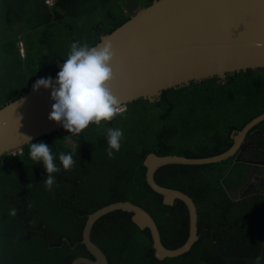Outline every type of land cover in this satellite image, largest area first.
<instances>
[{"label":"trees","instance_id":"1","mask_svg":"<svg viewBox=\"0 0 264 264\" xmlns=\"http://www.w3.org/2000/svg\"><path fill=\"white\" fill-rule=\"evenodd\" d=\"M45 1L0 0V108L36 80L54 75L72 43L92 47L152 0ZM123 108L112 121L79 134L62 129L31 141L50 145L57 164L59 153L74 154L75 166L55 173L50 191L42 183L43 165L29 156V143L0 156V264L90 259L80 243L86 216L122 201L151 217L165 248L181 246L188 230L185 205L161 203V195L145 182L142 161L149 153L205 158L226 151L230 134L264 112V68L190 82L163 90L153 102L137 99ZM107 128L123 130L121 148L112 158L105 151ZM254 130L264 137V120L248 133ZM249 171L248 164L231 157L200 166L165 165L154 172L157 185L186 194L195 206L197 240L177 257L157 260L149 231L138 229L131 214L120 210L93 223L90 241L107 264H264V195L237 201L228 195L238 192Z\"/></svg>","mask_w":264,"mask_h":264},{"label":"water","instance_id":"2","mask_svg":"<svg viewBox=\"0 0 264 264\" xmlns=\"http://www.w3.org/2000/svg\"><path fill=\"white\" fill-rule=\"evenodd\" d=\"M106 40L111 42L115 52L110 88L121 106L137 99L153 102L163 90L212 77L224 79L225 74L234 72L263 69L264 47L258 48L255 44L264 42V0H152L110 33L100 36L92 47ZM62 65L57 64L56 73L50 77L53 81ZM33 85L0 108V156L28 144L27 137L32 141L64 129L48 119L55 103L50 98L51 88L33 91ZM263 120L264 112L252 118L231 136L230 148L218 155L185 158L149 153L143 159L145 182L161 195V203L171 206L174 200H179L185 205L188 230L181 246L165 248L153 220L143 209L128 201L114 202L86 216L80 243L91 258L76 257L69 264H107L104 254L90 241L89 233L98 218L115 210L130 213V221L138 229L149 231L153 256L157 260L174 258L188 251L197 240L195 206L186 194L157 185L153 180L154 172L165 165L200 166L233 156L234 163L249 164L240 158L243 147L239 149V145L245 134ZM254 133L264 141L259 132ZM260 163L264 164L263 160ZM238 192V195L228 193L229 198L237 201L253 194L264 195V191L256 190Z\"/></svg>","mask_w":264,"mask_h":264},{"label":"clouds","instance_id":"3","mask_svg":"<svg viewBox=\"0 0 264 264\" xmlns=\"http://www.w3.org/2000/svg\"><path fill=\"white\" fill-rule=\"evenodd\" d=\"M255 46L262 48L264 42L257 41ZM114 56L115 52L108 40L98 47H90L87 43L81 44L79 41L72 43L67 59L63 60V65L57 73L56 80L53 81L50 77L40 78L33 85V91L41 87L51 88L50 98L55 103L52 105L48 119L61 124L68 133L74 135L81 133L90 125L100 126L101 122L112 121L122 111L119 98L112 93L110 88V82L114 78L112 68ZM255 131L259 132L254 130L245 134L239 149L245 145L247 138L255 135L260 138L257 133H254ZM236 132L230 134V139ZM105 138L106 155L112 158L114 153L119 152L121 148L123 130L107 128ZM260 139L263 141L262 138ZM205 140L208 141L207 138ZM27 141L30 145V158L34 164H42L47 173L42 183L45 189L50 191L55 183L54 174L61 170L70 171L75 166L74 154L59 153V164H57V156L53 154L50 145L43 142L32 143L28 137ZM240 189L243 190L242 187L237 190ZM10 214L15 215V209H12ZM259 259L257 257V261Z\"/></svg>","mask_w":264,"mask_h":264},{"label":"flooded vegetation","instance_id":"4","mask_svg":"<svg viewBox=\"0 0 264 264\" xmlns=\"http://www.w3.org/2000/svg\"><path fill=\"white\" fill-rule=\"evenodd\" d=\"M249 162V174L247 177V184L243 189L264 191V142L260 138L249 137L243 145V152L240 156ZM247 158V159H246ZM240 189L239 191H241ZM236 192L235 195H238Z\"/></svg>","mask_w":264,"mask_h":264},{"label":"rangeland","instance_id":"5","mask_svg":"<svg viewBox=\"0 0 264 264\" xmlns=\"http://www.w3.org/2000/svg\"><path fill=\"white\" fill-rule=\"evenodd\" d=\"M51 1H52V0H46V3L50 4ZM20 47H21V45L18 44V48H19V49H21ZM20 52H22V51L20 50ZM123 110H124V108L122 107V111H123ZM204 140H205V139H204ZM185 142H186V141H184L181 145L184 146V145H185ZM243 198H244V197H243Z\"/></svg>","mask_w":264,"mask_h":264},{"label":"bare ground","instance_id":"6","mask_svg":"<svg viewBox=\"0 0 264 264\" xmlns=\"http://www.w3.org/2000/svg\"><path fill=\"white\" fill-rule=\"evenodd\" d=\"M131 102H132V101H131ZM129 103H130V102H129ZM123 106H124V105H122V107H123ZM61 130H62V129H61ZM61 130H60V131H61ZM173 156H176V155H173ZM182 157H183V156H182ZM185 158H186V157H185ZM230 158H231V157H230ZM243 160H244V159H243ZM238 191H239V190H238ZM241 191H243V190H241ZM231 194H233V193H231Z\"/></svg>","mask_w":264,"mask_h":264}]
</instances>
